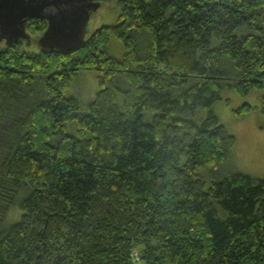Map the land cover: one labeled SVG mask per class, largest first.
<instances>
[{"label": "trees", "instance_id": "obj_1", "mask_svg": "<svg viewBox=\"0 0 264 264\" xmlns=\"http://www.w3.org/2000/svg\"><path fill=\"white\" fill-rule=\"evenodd\" d=\"M117 2L76 51L0 47V264H264V179H220L236 139L213 112L264 104V0Z\"/></svg>", "mask_w": 264, "mask_h": 264}, {"label": "rangeland", "instance_id": "obj_2", "mask_svg": "<svg viewBox=\"0 0 264 264\" xmlns=\"http://www.w3.org/2000/svg\"><path fill=\"white\" fill-rule=\"evenodd\" d=\"M117 1L93 0L95 3H100V7L91 15L89 33L86 38L91 37L102 27L117 25L119 21ZM27 33L33 40L42 35L33 34L29 27ZM3 46L7 47L5 43L0 45V47ZM33 48L37 49L38 46L33 44ZM110 50L117 58H121L125 52L123 44L115 39L111 42ZM97 77L96 71H82L73 79L68 91V96L77 98L84 110L95 99L99 90ZM245 106L251 107L252 112L240 116L238 112ZM213 112L229 134L236 139L230 160L220 170V179L236 173L255 179H264V104L261 94L242 97L235 92H225L223 100L213 107ZM205 115L206 112L203 111L201 116ZM68 131L70 134L76 133L75 124H70ZM21 215L22 212L15 209L9 217L10 224L18 222Z\"/></svg>", "mask_w": 264, "mask_h": 264}, {"label": "water", "instance_id": "obj_3", "mask_svg": "<svg viewBox=\"0 0 264 264\" xmlns=\"http://www.w3.org/2000/svg\"><path fill=\"white\" fill-rule=\"evenodd\" d=\"M99 7L93 0H0V45L11 47L26 41L42 51H76L84 44L91 15ZM33 19L48 23L35 40L27 33Z\"/></svg>", "mask_w": 264, "mask_h": 264}, {"label": "built area", "instance_id": "obj_4", "mask_svg": "<svg viewBox=\"0 0 264 264\" xmlns=\"http://www.w3.org/2000/svg\"><path fill=\"white\" fill-rule=\"evenodd\" d=\"M135 256H136V261H139V256H138V254H135Z\"/></svg>", "mask_w": 264, "mask_h": 264}]
</instances>
